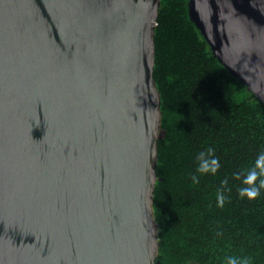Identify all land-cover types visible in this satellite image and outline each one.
<instances>
[{
  "label": "water",
  "instance_id": "obj_1",
  "mask_svg": "<svg viewBox=\"0 0 264 264\" xmlns=\"http://www.w3.org/2000/svg\"><path fill=\"white\" fill-rule=\"evenodd\" d=\"M161 0H0V264H161ZM264 104V0H189Z\"/></svg>",
  "mask_w": 264,
  "mask_h": 264
},
{
  "label": "trees",
  "instance_id": "obj_2",
  "mask_svg": "<svg viewBox=\"0 0 264 264\" xmlns=\"http://www.w3.org/2000/svg\"><path fill=\"white\" fill-rule=\"evenodd\" d=\"M188 3L161 0L154 37L162 111L152 203L157 261L223 264L243 255L264 264V191L255 201L241 199L233 179L264 152V104L215 58ZM210 147L221 167L193 186L196 157ZM226 178L230 202L219 208L216 192Z\"/></svg>",
  "mask_w": 264,
  "mask_h": 264
},
{
  "label": "clouds",
  "instance_id": "obj_3",
  "mask_svg": "<svg viewBox=\"0 0 264 264\" xmlns=\"http://www.w3.org/2000/svg\"><path fill=\"white\" fill-rule=\"evenodd\" d=\"M196 159L198 161L196 173L199 175H192L191 180L193 186L200 183L199 177L201 175L211 174L215 176L221 167L220 160L211 147L199 152ZM233 179L241 184V187L238 188V195L241 199L255 201L260 197L262 191H264V152L257 155L250 166L234 173ZM228 183V179H224L216 192V202L219 208H223L226 201H229V198L226 196V192L231 191L228 188ZM223 264H252V260L250 257L243 255H231L225 258Z\"/></svg>",
  "mask_w": 264,
  "mask_h": 264
}]
</instances>
